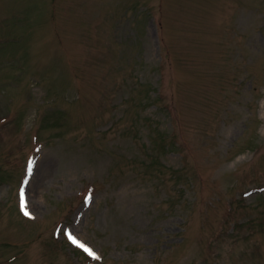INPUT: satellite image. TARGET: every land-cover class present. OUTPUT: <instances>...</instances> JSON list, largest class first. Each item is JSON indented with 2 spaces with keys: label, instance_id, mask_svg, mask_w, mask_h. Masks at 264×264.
I'll return each instance as SVG.
<instances>
[{
  "label": "rangeland",
  "instance_id": "374dc122",
  "mask_svg": "<svg viewBox=\"0 0 264 264\" xmlns=\"http://www.w3.org/2000/svg\"><path fill=\"white\" fill-rule=\"evenodd\" d=\"M0 242L264 264V0H0Z\"/></svg>",
  "mask_w": 264,
  "mask_h": 264
},
{
  "label": "flooded vegetation",
  "instance_id": "af4514ba",
  "mask_svg": "<svg viewBox=\"0 0 264 264\" xmlns=\"http://www.w3.org/2000/svg\"><path fill=\"white\" fill-rule=\"evenodd\" d=\"M14 260V256L8 257L7 250L4 245L0 242V264H11Z\"/></svg>",
  "mask_w": 264,
  "mask_h": 264
},
{
  "label": "snow or ice",
  "instance_id": "6c2138e0",
  "mask_svg": "<svg viewBox=\"0 0 264 264\" xmlns=\"http://www.w3.org/2000/svg\"><path fill=\"white\" fill-rule=\"evenodd\" d=\"M28 171H29V174H31V172H32V163H31V162H30V164H29V169H28ZM28 214H29V213H28L27 211H25V215H28ZM69 238L72 240V242H73L74 244H77V246L85 248V251H87L89 255H92V256L95 255V254L92 252L91 249H88V248H86L83 244H80V243L76 240V238L73 237V236H71L70 234H69Z\"/></svg>",
  "mask_w": 264,
  "mask_h": 264
}]
</instances>
